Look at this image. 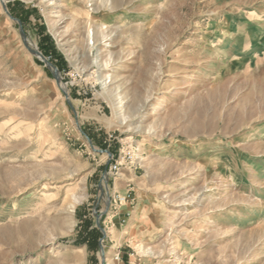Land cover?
I'll return each instance as SVG.
<instances>
[{
	"label": "rangeland",
	"instance_id": "374dc122",
	"mask_svg": "<svg viewBox=\"0 0 264 264\" xmlns=\"http://www.w3.org/2000/svg\"><path fill=\"white\" fill-rule=\"evenodd\" d=\"M0 264H264V0H0Z\"/></svg>",
	"mask_w": 264,
	"mask_h": 264
},
{
	"label": "built area",
	"instance_id": "2783aa9c",
	"mask_svg": "<svg viewBox=\"0 0 264 264\" xmlns=\"http://www.w3.org/2000/svg\"><path fill=\"white\" fill-rule=\"evenodd\" d=\"M120 170H121V168H120V166H119V163L114 162V163L111 164L110 167H109V175L115 179L117 176H119V174H120ZM117 201H119L120 203H123V202L126 201V197H123V198H122L121 196L117 195V196L115 197L114 202L117 203Z\"/></svg>",
	"mask_w": 264,
	"mask_h": 264
},
{
	"label": "bare ground",
	"instance_id": "6f19581e",
	"mask_svg": "<svg viewBox=\"0 0 264 264\" xmlns=\"http://www.w3.org/2000/svg\"><path fill=\"white\" fill-rule=\"evenodd\" d=\"M35 52V51H34ZM39 56V55H38ZM206 145H197L191 147V154H198L202 150H204Z\"/></svg>",
	"mask_w": 264,
	"mask_h": 264
},
{
	"label": "water",
	"instance_id": "95a60500",
	"mask_svg": "<svg viewBox=\"0 0 264 264\" xmlns=\"http://www.w3.org/2000/svg\"><path fill=\"white\" fill-rule=\"evenodd\" d=\"M38 54H39V57H40V58H43V56L41 55V53H38Z\"/></svg>",
	"mask_w": 264,
	"mask_h": 264
}]
</instances>
